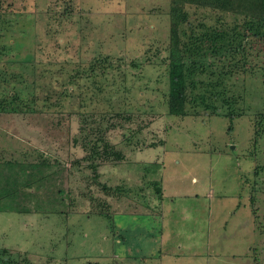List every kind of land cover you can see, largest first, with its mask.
I'll return each instance as SVG.
<instances>
[{"label": "rangeland", "instance_id": "1", "mask_svg": "<svg viewBox=\"0 0 264 264\" xmlns=\"http://www.w3.org/2000/svg\"><path fill=\"white\" fill-rule=\"evenodd\" d=\"M170 9V0H0V102L23 109L0 112L1 161L37 150L64 166L52 190L72 188L55 211L45 201L0 213L2 260L264 264V39L252 38L239 77L241 118L169 116ZM187 10L188 26L216 20ZM93 119L97 134L115 124L104 135L109 159L93 160L113 197L82 181L95 173L74 142ZM89 191L111 221L91 214Z\"/></svg>", "mask_w": 264, "mask_h": 264}, {"label": "trees", "instance_id": "2", "mask_svg": "<svg viewBox=\"0 0 264 264\" xmlns=\"http://www.w3.org/2000/svg\"><path fill=\"white\" fill-rule=\"evenodd\" d=\"M170 4V48L166 60L168 115L184 120L206 113L213 117H225L232 124L243 116L239 106L240 101L244 100L243 94L246 90L239 84V77L248 72L244 67L252 58L247 54L248 48H253L250 45L251 40L264 39V0H170ZM189 7L211 11L216 17L214 24L206 25L200 22L197 26H188L192 21L187 10ZM229 15L235 20L231 27L224 25L223 20ZM239 19H243V22H237ZM185 25L189 32L184 29ZM236 88H240L242 93L236 91ZM14 98L16 99H12ZM13 103L0 102V112L21 113L23 109L13 107ZM54 105L57 106L58 103ZM26 108L25 111H30ZM121 118L130 120V117ZM91 122L87 123L91 126L87 127L89 133L84 135L81 142L77 139L74 142L76 147L82 143V149L89 152L88 168L95 173L93 178L82 177V181L87 182L90 187H101L107 197H113L110 189L98 183L100 173L97 170L100 165L93 160L109 159L108 154L112 146L104 139V135L113 129L115 124L106 126L105 130L99 127L97 134V130L92 127V124H97V119ZM231 128L232 126L229 129ZM89 134H94L93 137L96 135L95 139ZM113 155L115 159L121 157L120 154ZM20 157V160L1 161L4 156H0V213L28 214L31 212V203L36 202V207L41 208L45 206L42 204L45 201L50 203L51 210L55 211L53 207L63 204L67 193L69 195L72 189L66 191L60 187L52 190L53 185L56 186V181L61 178V169L64 166L61 167L59 160L51 162L46 154L37 150L21 151ZM65 171L68 177L72 176V170L65 168ZM71 178L73 181V176ZM43 190L46 192L43 193ZM157 191L160 193L161 189L159 191L157 187ZM85 195L94 208L92 215L112 220L110 206L105 200L96 197L93 191ZM55 214L60 215L61 212L56 211ZM5 252L6 250H3V254ZM24 261L21 264H29L26 259ZM0 264L14 262L0 258Z\"/></svg>", "mask_w": 264, "mask_h": 264}]
</instances>
